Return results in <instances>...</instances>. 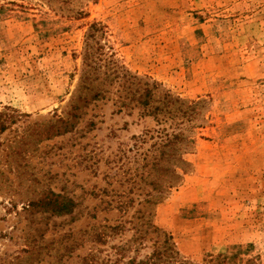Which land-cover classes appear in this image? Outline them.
Wrapping results in <instances>:
<instances>
[{"label": "rangeland", "instance_id": "1", "mask_svg": "<svg viewBox=\"0 0 264 264\" xmlns=\"http://www.w3.org/2000/svg\"><path fill=\"white\" fill-rule=\"evenodd\" d=\"M93 23L100 31L90 38ZM88 40L159 96L181 99L184 135L177 151L161 148L174 120L118 111L112 94L84 106L70 129L31 135L30 186L76 202L49 219L45 238L141 208L193 263L264 264V0H0V110L22 114L2 134L4 149L23 126L66 113ZM5 153L0 168L12 186L0 190V264L25 249L21 201L31 193L8 172ZM123 202L126 213L112 208Z\"/></svg>", "mask_w": 264, "mask_h": 264}, {"label": "trees", "instance_id": "2", "mask_svg": "<svg viewBox=\"0 0 264 264\" xmlns=\"http://www.w3.org/2000/svg\"><path fill=\"white\" fill-rule=\"evenodd\" d=\"M80 12V9L76 11L77 14ZM99 31V25L93 23L90 25L88 36L94 38L95 32ZM103 46L96 41H86L77 93L71 99L66 113L62 116L57 115L46 123L23 126L20 132H16L7 140L5 149L1 136L6 130L11 129L12 124L16 123L22 114L8 106L0 110V154L6 151L8 172L15 173L19 179L18 184L25 182V189L31 192L28 197L23 195L24 199L21 201L23 218L26 220V229L22 233L25 249L22 250V254L16 253L8 261L10 264H39L42 261H46L47 264H196L180 255L170 235L153 223L151 211H142L141 208L129 219L90 226L87 230H69L55 239L45 238L49 219L72 213L76 202L66 193L56 192L48 187L43 189L30 186V180L36 181L25 161V154L31 150V135H36L43 127V136L70 129L84 106L92 100L108 99L109 94L114 95L111 99L117 105L118 111L122 108H136L140 115L151 116L156 122L163 117L174 120L177 129L170 134L168 141L160 145L161 148L169 143L179 142L184 135L178 127L180 125L178 120H182L187 110V107L183 106V101L170 93L159 96L155 90L157 89L155 83L150 84L132 74L119 63L114 53L108 54ZM175 146L174 149L177 151L179 147L176 144ZM158 164L159 159L152 163L155 167ZM174 172L173 170V174ZM154 181L157 182L155 179ZM7 186H12V180L0 168V190ZM168 187L170 185H165L157 198L151 194L146 199L147 202L156 203L155 200L160 199ZM5 203H8L9 208L16 206L11 198ZM112 208H117L124 214L130 205L123 202ZM102 245L104 247H101ZM78 247L81 248V252H76ZM212 264L223 263L215 257Z\"/></svg>", "mask_w": 264, "mask_h": 264}]
</instances>
